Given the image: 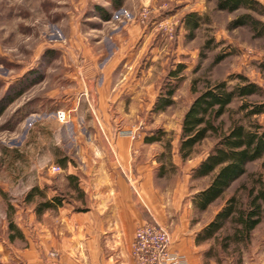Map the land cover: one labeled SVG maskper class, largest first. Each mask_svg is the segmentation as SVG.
Segmentation results:
<instances>
[{
  "label": "rangeland",
  "instance_id": "obj_1",
  "mask_svg": "<svg viewBox=\"0 0 264 264\" xmlns=\"http://www.w3.org/2000/svg\"><path fill=\"white\" fill-rule=\"evenodd\" d=\"M125 1L127 5L122 8ZM258 1L264 6V0ZM124 2L121 8L113 9L108 0H0V214L7 213L8 204L13 206V215L24 207V194L39 178L50 180L40 184L49 195L61 196L62 202L80 207L82 197L74 188L78 177L68 179V170H80L83 155L99 151L105 135L129 137L132 130L140 138L160 132L161 143L144 147V151L155 153L156 164L163 166L165 186L172 191L176 186L184 188L178 212L187 211L189 229H200L222 203L216 201L198 212L192 195L208 178L191 179L186 175L211 147L212 138L198 145L183 165H174L171 154L178 146L183 113L195 95L190 88L193 82L195 89L201 90L208 83L242 74L264 89V35L258 36L248 26L229 29V22L245 10H217L214 1ZM143 6L151 12L146 22L139 24L146 25L147 31L156 27L146 37L148 43L138 57L130 56L127 64H123L121 56L108 62L109 49L94 41L103 37L108 42L126 22H136ZM101 11L109 18L103 19ZM190 11L204 20L191 39L186 37L182 21ZM253 15L264 21V15ZM142 38L143 34L140 41ZM207 40L212 41L213 48L204 46ZM222 53L226 55L214 64ZM179 64L183 65L179 73L182 80L172 97L173 104L159 112L151 111L157 94L175 83L169 72ZM108 69L114 79L119 78L122 98L119 107L113 105L107 112L114 119L107 128L95 119L97 96L93 88ZM89 76L92 87L88 85ZM235 82L233 79L229 83ZM126 88H131L130 93ZM238 104L235 101L232 109ZM57 110L65 111L63 121L56 117ZM223 118L228 120L227 115ZM258 120L264 124V115ZM247 169L262 171L264 179L259 161L249 163ZM46 197L49 198L47 194ZM208 246L209 243L192 246L198 263L218 264L214 258H204L203 251ZM219 255V264H237V254L227 251ZM241 264H264V220L252 231L250 243L242 250Z\"/></svg>",
  "mask_w": 264,
  "mask_h": 264
},
{
  "label": "crops",
  "instance_id": "obj_2",
  "mask_svg": "<svg viewBox=\"0 0 264 264\" xmlns=\"http://www.w3.org/2000/svg\"><path fill=\"white\" fill-rule=\"evenodd\" d=\"M125 5L127 1L122 8ZM155 28L151 26L147 31L146 25L126 22L120 30L113 32L108 42H104L103 37L94 42L104 43L109 49L108 62L121 56L123 64H127L130 56L141 54ZM113 75L109 69L104 71L101 82L93 88L97 96L95 119L107 128L114 121L107 112L113 105L119 107L122 98L119 78L114 79ZM89 77L90 87L93 83ZM129 91L131 88H126V92ZM105 138L108 143L101 141L103 145L99 151L83 155L80 170L70 169L66 174L78 177L83 210L62 202L38 215L32 203L23 201L25 206L12 216L21 234L13 239L9 235L16 229H9L6 214H0V264H134L130 256L131 242L135 228L144 222L166 227L172 238V249L184 255L189 264H200L193 248L199 246L194 243L197 230L188 228L186 210L178 212L184 188L180 185L172 191L165 186L162 182L165 173H159L163 166L156 164L155 153L144 151V147L161 141L146 142L140 136L113 137L111 134ZM177 147L176 144L171 154L172 162L183 165ZM194 165L187 170L188 177ZM39 179L34 185L40 188V184L50 183V180ZM45 193L49 198L54 195H49L46 190Z\"/></svg>",
  "mask_w": 264,
  "mask_h": 264
},
{
  "label": "trees",
  "instance_id": "obj_3",
  "mask_svg": "<svg viewBox=\"0 0 264 264\" xmlns=\"http://www.w3.org/2000/svg\"><path fill=\"white\" fill-rule=\"evenodd\" d=\"M113 9H119L124 0H108ZM214 1L215 8L226 12L245 10L228 24L229 29L248 26L257 33L264 35V21L256 18L253 13L264 15V6L258 0H206ZM103 19L109 14L101 11ZM186 37L191 39L195 30L202 24L203 17L195 11L183 17ZM213 48L212 41L204 44ZM225 53L219 54L214 64L223 59ZM264 67V63L262 64ZM183 65L169 72L175 83L157 94L151 111L159 112L173 104V95L178 83L182 80L179 73ZM235 79L234 84H230ZM195 94L183 113L180 123V135L177 151L184 161L190 159L195 148L204 140L212 138L211 147L191 167V179L208 178V182L192 195V204L198 212L205 211L216 201L222 203L211 218L196 231L194 243H209L203 251L205 259H215L219 264L220 252L230 251L237 254V264L242 263V250L250 243L252 231L264 220V179L262 171H248L249 163L259 161L260 169L264 170V124L258 117L264 115V89L242 74L230 75L227 79L208 83L201 89H195V82L190 86ZM252 97H258L253 99ZM235 101L238 106L232 109ZM3 107L0 108V113ZM228 116V122L224 116ZM160 132L148 135L146 142L161 141ZM169 141L166 146L169 147ZM163 170L159 171L161 174ZM245 177L244 180L242 178ZM75 180L73 175H67ZM234 189L230 191L233 187ZM80 196L78 184L74 185ZM229 191V192H228ZM23 201L32 203L34 212L41 215L45 210L62 204V197L53 195L46 197L45 189L32 186L23 196ZM76 210L84 208L77 207ZM13 206L7 205L8 228H15L10 238L20 236L18 228L12 220Z\"/></svg>",
  "mask_w": 264,
  "mask_h": 264
},
{
  "label": "built area",
  "instance_id": "obj_4",
  "mask_svg": "<svg viewBox=\"0 0 264 264\" xmlns=\"http://www.w3.org/2000/svg\"><path fill=\"white\" fill-rule=\"evenodd\" d=\"M150 12L149 7L143 6L135 19L136 23H145ZM56 117L63 121L65 111L57 110ZM128 136L134 138L135 130L129 131ZM171 244L172 238L166 227L159 223L144 222L134 230L130 256L134 264H189L184 255L172 249Z\"/></svg>",
  "mask_w": 264,
  "mask_h": 264
}]
</instances>
